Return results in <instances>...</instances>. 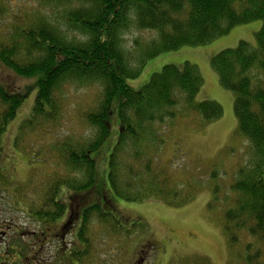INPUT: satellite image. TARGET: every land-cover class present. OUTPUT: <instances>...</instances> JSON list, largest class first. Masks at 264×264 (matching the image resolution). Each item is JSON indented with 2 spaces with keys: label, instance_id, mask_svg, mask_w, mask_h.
<instances>
[{
  "label": "trees",
  "instance_id": "1",
  "mask_svg": "<svg viewBox=\"0 0 264 264\" xmlns=\"http://www.w3.org/2000/svg\"><path fill=\"white\" fill-rule=\"evenodd\" d=\"M13 1L14 11L6 19V5L12 6ZM38 1L39 8L21 12L17 6L20 0H0V21L2 17L4 20L0 26L5 27L0 33V65L20 77L36 79V99L27 126L32 129L41 122L46 125L58 119L62 92L67 85L99 83L104 88L99 106L84 115L96 131L95 136L89 142L65 144L58 150L61 163L69 171L81 174V180L55 177L47 187L44 208L24 209L31 217L41 218L44 222L38 226L42 224L44 228L65 219L59 238L76 228L73 245L67 246L62 258L72 264H84V258L91 254L87 225L94 214L108 223L107 220H115L111 213L117 199L143 202L148 196H156L166 200L173 193L174 190L167 189L168 179L153 172L155 164L150 153L160 141L153 125L174 117L173 112H165L178 105L180 96L208 122L224 114L217 102L195 101L202 79L197 67L188 62L182 67L165 66L140 90L128 84L141 72L131 68L120 39L130 16L134 15L140 29L158 33V38L144 47L142 67L147 60L163 53L206 45L235 27L263 22L255 49L242 41L236 48L217 54L211 63L221 86L235 95L238 132L250 141L255 156V164L241 170L240 179L231 187L235 198L233 207L223 214V228L231 249L240 245L239 233L247 231L256 246L250 242L245 245L246 264H264V0ZM42 5L62 8V19L53 20L41 10ZM25 97L0 85V159L4 153L2 135ZM115 123L119 129L117 142L105 161L108 173L105 176L104 172L100 180L96 154L111 137ZM22 133L20 128L15 150ZM123 176L127 177L122 180ZM135 178L141 180L139 185ZM9 180L0 166V189L17 207L15 203H19L9 188ZM64 188L71 191L67 202L60 195ZM23 235L32 237L35 245L48 232L43 229L32 235L25 231ZM22 240L23 237L16 243L18 249L22 248L24 255L31 254L34 249ZM64 242L68 244L67 239Z\"/></svg>",
  "mask_w": 264,
  "mask_h": 264
},
{
  "label": "rangeland",
  "instance_id": "2",
  "mask_svg": "<svg viewBox=\"0 0 264 264\" xmlns=\"http://www.w3.org/2000/svg\"><path fill=\"white\" fill-rule=\"evenodd\" d=\"M12 4L6 5L9 8L5 13L6 19L12 16L15 1ZM17 6L21 12L32 11L39 8V1L20 0ZM41 10L55 21L62 19V8L42 5ZM0 22H4L3 17ZM262 25V21H255L235 27L227 35L206 45L185 46L163 53L147 60L142 67L144 47L157 39L158 33L140 29L134 15L130 16L129 25L122 31L120 39L131 68L141 72L128 84L140 90L165 66L182 67L188 62L197 67L202 79L195 101L217 102L224 114L220 119L208 122L199 111L187 106L184 96L179 97L176 107L166 110L165 113L173 112L175 115L153 125L160 141L155 152L150 154L154 158L153 172L168 179L167 189L174 190L173 193L166 200L156 196H148L143 202L117 199L118 204L114 205L111 217L118 224L113 220H107L108 223L101 221L94 214L87 225L92 251L89 257L84 258V264H137L141 258V264H246L245 245L250 242L256 246V241L243 231L239 233L240 245L231 249L223 228V214L233 207L235 194L231 193L232 185L240 179L241 170H248L255 164V156L250 141L238 132L235 95L221 86L211 61L217 54L236 48L242 41L255 49L257 33ZM4 28L0 26L1 34ZM0 85H6L10 92L26 96L1 138L4 153L1 154L0 166L9 177V188L15 192L14 198L19 204L13 200L17 206L14 207L0 189V224L16 225L22 231H39L44 228L42 224L38 226L41 222L37 219L41 218L31 217L24 209L35 207L42 210L47 187L55 177L65 181L81 180V174L69 171L61 163L58 150L65 144L74 146L89 142L95 136L96 131L84 115L99 106L104 88L99 83L67 85L62 92L58 119L46 125L41 122L38 127L30 129L27 121L35 104L36 79L20 77L0 65ZM113 126L111 137L96 154L100 180L104 172L105 176L108 173V161L106 164L105 161L117 142L119 129L116 123ZM20 128L23 133L15 150L14 141ZM126 177L123 176L122 180ZM135 180L138 185L141 183L140 179ZM60 193L61 199L67 202L71 191L64 188ZM64 220L55 223L62 228ZM75 229L52 241L56 247L59 246V264L60 261L72 264L62 258L67 246L73 245L71 240ZM2 232L7 235L6 243L14 237L13 231L0 226V234ZM23 239L28 246H34L32 237ZM66 239L68 244L64 242ZM3 249L4 246L0 248L1 251ZM49 251L44 254V259L51 263L57 250L53 254Z\"/></svg>",
  "mask_w": 264,
  "mask_h": 264
},
{
  "label": "flooded vegetation",
  "instance_id": "3",
  "mask_svg": "<svg viewBox=\"0 0 264 264\" xmlns=\"http://www.w3.org/2000/svg\"><path fill=\"white\" fill-rule=\"evenodd\" d=\"M37 221L41 223L43 222V220H40V219ZM0 226H2V228H6L9 231L14 232V237L8 243H6L5 241V236H7L6 233L2 232L0 234V248L3 246L5 247V249H3L4 251L0 250V264H59V260H58L59 259L58 258L59 246L56 247L54 243L52 242L55 239L59 238L60 228H59L58 223L48 224L45 228H43L45 229L46 232H48V235L46 236L44 240L41 238V240H39L34 246H31V249H34V251L31 254H27V255L23 254L25 253V251L22 248L18 249L16 243L21 240V237L24 238L23 232L26 231L27 233L30 231H27V230L22 231V230L17 229L16 225H11V224L7 225L5 223L0 224ZM30 233L34 235V232H30ZM65 234H67V232ZM49 249H50L49 253L51 254L54 253V250H57L55 251V255L51 263H49L48 260L44 259V254ZM142 261H143V258H141L137 264H141Z\"/></svg>",
  "mask_w": 264,
  "mask_h": 264
}]
</instances>
